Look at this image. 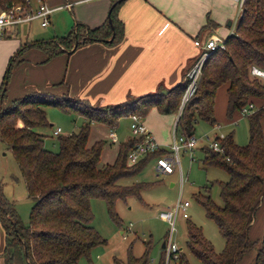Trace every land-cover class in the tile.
I'll return each mask as SVG.
<instances>
[{"label":"trees","instance_id":"obj_1","mask_svg":"<svg viewBox=\"0 0 264 264\" xmlns=\"http://www.w3.org/2000/svg\"><path fill=\"white\" fill-rule=\"evenodd\" d=\"M114 1L110 0L108 7L112 29L106 17L100 25L91 28L75 22L65 35L34 44L44 52L45 60L68 50L75 42L77 45L96 40L116 44L122 36V24L115 11L122 0L112 5ZM12 4L23 6L25 0H0V8ZM83 30L85 35H82ZM12 61L9 60L0 85V141L9 147L32 202L25 223L7 208L0 211L4 231L0 256L3 264H75L79 256L88 254L93 244L103 241L89 223L92 217L90 197L102 198L109 214L117 219L113 210L115 199L137 193L141 187V183L120 185L118 179L138 173L150 155L163 152L161 148L157 149L135 164L126 165V151L134 142L130 138L119 143L113 162H101L99 154L103 141L87 143L89 123L102 122L113 128L119 117L131 112L143 115L151 107L162 114L176 113L187 81L181 78L168 88L158 87L141 95L127 96L113 104L92 105L85 99L66 94L34 91L2 106ZM251 65L264 70V0H244L233 31L223 38V46L208 52L192 94L179 107L175 131L191 135L198 120L210 125L215 122L214 94L221 84L225 85V114L228 117L247 103L264 99V81L249 74ZM46 105L64 111L73 109L85 119L76 132L57 136L56 151L46 149L43 136L34 130L36 125L46 123L42 109ZM262 111L263 108H258L246 115V144L237 145L227 134L219 139L222 152L206 146L201 148L202 163L217 165L228 175L219 183L220 204L209 197L206 185L196 195L223 237L221 250L214 251L200 230L187 222L185 244L204 264H237L241 255L250 249H255L252 264H264V231L255 240L247 236L264 195V130L259 124ZM0 205H3L1 201ZM148 247L149 242H145L140 255L128 253L125 260L117 259L116 263L149 264ZM160 247L155 264H163L164 245ZM175 264L187 263L179 254Z\"/></svg>","mask_w":264,"mask_h":264},{"label":"rangeland","instance_id":"obj_2","mask_svg":"<svg viewBox=\"0 0 264 264\" xmlns=\"http://www.w3.org/2000/svg\"><path fill=\"white\" fill-rule=\"evenodd\" d=\"M49 6L67 2V0H44ZM70 8L55 7L48 17L49 25L41 28L36 21L31 22L30 31L32 35L44 36L50 33L56 36L66 34L73 25V16L69 13ZM72 16V17H71ZM24 28V24L21 23ZM19 26V25H18ZM229 30L225 22L221 24ZM220 27V28H221ZM24 30V29H23ZM50 35V36H51ZM218 36H220L217 33ZM196 59H192L186 67L182 80L188 82L187 74L193 68ZM198 78V76H197ZM186 89V88H185ZM182 93L179 107L183 100ZM252 98H254L252 96ZM12 99L6 98V102ZM264 99H255L254 104L259 105ZM46 123L36 125L34 130L43 136V146L51 151L58 149L57 136L76 132L85 122L84 117L73 109L67 111L53 105L43 108ZM213 116L215 122L208 124L206 121L198 120L195 123L192 136L196 139V146L190 150L179 151V166L183 181L179 186L178 172L174 170L169 174L156 173L154 171V156L150 155L141 170L131 176L118 179L120 185L141 183L137 193H130L124 197H118L113 204V210L117 219L113 218L106 207L104 200L100 197H90L89 207L92 217L90 224L103 238L102 242L93 244L87 255L78 257L75 264H117L116 260H125L128 253L140 255L145 249V242H149L148 257L149 264H155L160 244L167 233V222L157 215L161 208L169 207L177 198L187 199L189 204L186 208V217L178 212L174 219L175 230L172 239L179 248L178 253L183 256L187 264H204L185 244L187 222L196 226L205 239L211 244L212 249L220 251L224 240L213 218L206 215L204 207L197 200V193L201 192L202 186L209 187V197L217 204L221 203L219 196V183L227 179L226 171L213 164L202 163L201 146L207 144L208 139L214 135L230 134L234 143L244 145L248 141V119L246 115L234 110L231 116L225 114V85H219L214 94ZM174 113L162 114L155 107L141 115L142 122L154 135L159 147L168 150L171 143V131L173 128ZM259 124L264 130V109L259 116ZM60 128L58 135L52 134V130ZM114 129L117 140L108 137L109 130ZM130 135L129 119L121 116L116 120L113 128L102 122L92 121L88 125L87 143L90 145L95 141H103L100 149V161L113 162L119 143ZM126 165H131L124 160ZM264 191V183L262 185ZM0 211L3 207L13 211L14 217L25 223L28 219L29 207L32 199L27 195L22 177L14 161L9 147L0 141ZM264 231V195L261 198L253 219L248 227L247 236L251 240L259 238ZM4 231L0 223V242ZM255 249L244 252L237 264H252ZM164 255V249H163ZM172 263V262H170ZM1 264V259H0Z\"/></svg>","mask_w":264,"mask_h":264},{"label":"crops","instance_id":"obj_3","mask_svg":"<svg viewBox=\"0 0 264 264\" xmlns=\"http://www.w3.org/2000/svg\"><path fill=\"white\" fill-rule=\"evenodd\" d=\"M36 3L30 0L29 6L33 8ZM109 4L110 0H67L50 7L70 8L74 23L91 28L104 21ZM239 12L232 0H122L115 11L122 24V36L116 44L89 40L72 47V43L69 53L61 52L47 60L34 43L62 35H32L30 23L37 20L22 22L28 23L24 28L21 23L9 26L5 36L0 37V85L9 60L13 59L2 106L6 105V98L34 91L66 94L92 105H104L158 87L168 88L182 78L190 61L196 59L199 50L193 41L217 33L225 37ZM223 22L229 30L221 27ZM177 115L174 113L173 122ZM114 134L117 140L115 131ZM130 138L129 135L121 141ZM2 245L3 238L0 250ZM0 259L3 264L1 256Z\"/></svg>","mask_w":264,"mask_h":264},{"label":"built area","instance_id":"obj_4","mask_svg":"<svg viewBox=\"0 0 264 264\" xmlns=\"http://www.w3.org/2000/svg\"><path fill=\"white\" fill-rule=\"evenodd\" d=\"M30 0H25V5L12 4L4 8H0V37L4 35V30L9 26H14L18 23L29 22L31 20H37L39 26L44 27L48 24V16L52 11V8L48 6L43 0H36V5L32 8L29 6ZM235 2L239 10H241L244 0H232ZM239 16V15H238ZM238 18V17H237ZM237 20V19H236ZM236 22V21H235ZM235 24V23H234ZM234 29V25L231 27L230 32ZM223 38L218 35L210 34L203 40L195 39L193 44L198 48V54L193 68L187 74L188 82L186 84L185 93L183 95L182 103L192 94L195 86L197 76L199 74L200 66L207 56L208 52L216 48L223 46ZM249 74L264 81V70L251 65L249 67ZM181 103V104H182ZM258 108L264 109L263 105H255L252 102L247 103L239 109V113L242 115H248ZM179 113V111L177 112ZM129 119V131L130 136L134 139L132 146L126 151L125 160L129 164H135L140 159L152 153L153 151L160 149L158 143L150 133L149 129L141 120V115L135 112L127 114ZM175 123V121H174ZM173 128L171 131V143L168 150H163L158 156H154V171L156 173L169 174L176 170L179 176V186H181L183 177L179 166V151L190 150L196 146V139L191 135H184L177 133ZM60 132V128L56 127L52 130V134L57 135ZM108 137L113 141L115 140V134L113 129L108 132ZM223 137V134L213 136L208 139L207 144L203 145L215 152H222V147L219 144V139ZM201 146V148L203 147ZM189 204L187 199H181L179 195L176 200L167 208L159 209L157 211L158 217L164 219L167 222V233L164 241V255L163 264H175L176 259L179 256V248L172 239V233L175 230L174 219L178 212L181 216H188L186 208ZM172 262V263H170Z\"/></svg>","mask_w":264,"mask_h":264},{"label":"water","instance_id":"obj_5","mask_svg":"<svg viewBox=\"0 0 264 264\" xmlns=\"http://www.w3.org/2000/svg\"><path fill=\"white\" fill-rule=\"evenodd\" d=\"M119 1H121V0H115V1L112 3V5H114L116 2H119ZM112 5H111V6H112ZM109 10H110V8L107 9V12H106V18H107V22H108L110 28L112 29V25H111V21H110V17H109ZM110 38H111V37H110ZM75 45H76V42L73 44V46H75ZM64 52L69 53L70 50H69V51L65 50ZM163 245H164V241L161 242L160 246H163ZM23 253H24V255L26 256V249H25V246H24V245H23Z\"/></svg>","mask_w":264,"mask_h":264}]
</instances>
